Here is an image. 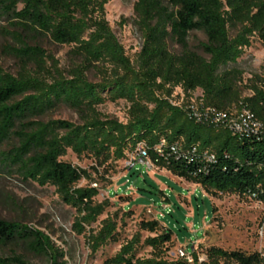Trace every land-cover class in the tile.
<instances>
[{
	"label": "trees",
	"instance_id": "16d2710c",
	"mask_svg": "<svg viewBox=\"0 0 264 264\" xmlns=\"http://www.w3.org/2000/svg\"><path fill=\"white\" fill-rule=\"evenodd\" d=\"M110 1L0 0V21L6 24L1 31L11 41L3 52L19 66L15 76L0 66V173L53 187L75 211L73 229L84 235L92 254L117 242L118 216L92 228L110 203L95 201L99 189L86 170L60 160L68 150L106 169L143 143L154 168L200 186L207 195H254L264 204V139L198 122L186 105L171 100L176 88L186 97L200 91L204 109L227 116L243 107L264 122V76L254 75L242 85L243 71L228 68L237 64L252 38L264 43V0H136L134 24L141 47L133 62L106 20ZM194 31L205 37L197 46L202 54L188 45ZM42 41L69 46L70 68L61 69ZM170 44L179 51H171ZM91 72L99 82L89 81ZM243 90L250 95L243 96ZM118 100L128 104L125 124L98 111ZM59 105L74 111L78 122L41 119ZM82 180L89 184L78 186ZM139 227L155 233L159 222L142 221ZM173 234L165 226L146 238L149 258L136 257L135 235L104 264H190L164 258ZM0 247H24L48 264H66L49 236L18 220L0 217ZM189 255L197 264V253L190 248ZM205 257L202 264H264L259 252L218 247L207 249ZM0 264L29 262L12 252L0 255Z\"/></svg>",
	"mask_w": 264,
	"mask_h": 264
},
{
	"label": "rangeland",
	"instance_id": "374dc122",
	"mask_svg": "<svg viewBox=\"0 0 264 264\" xmlns=\"http://www.w3.org/2000/svg\"><path fill=\"white\" fill-rule=\"evenodd\" d=\"M135 1L111 0L105 6V17L112 33L132 62L141 47V38L134 24ZM5 26V22L0 21V66L5 72L15 76L18 63L3 52V47L11 43L1 31ZM204 40L201 32L194 31L188 36V45L202 54L197 46ZM41 45L47 54L58 61L61 69L70 68L72 59L69 46H57L47 41H42ZM169 48L173 52L179 51L172 44ZM231 67L243 71L242 85L247 84L254 75L264 76V43L252 38L251 46L244 51L236 65L228 66ZM87 77L93 83L100 81L92 72ZM248 95L250 92L243 90V96ZM200 97V91L186 97L176 88L171 100L178 107L191 105L198 108ZM127 110L128 104L123 100L106 102L98 107V111L105 117L123 124L128 119ZM41 119L78 122L76 113L63 105L57 106ZM2 149H6L5 146ZM60 160L86 170L91 175L96 183L92 186L99 189L95 201L100 203L107 200L110 203L92 228L98 229L103 219L117 214V242L92 254L84 235H78L73 229L75 211L59 200L53 187L23 183L15 176L3 173H0V217L21 221L49 236L54 245L64 253L63 260L66 264H104L106 259L114 256L135 235L139 236L136 257L149 258L152 250L144 245V240L156 236L165 226L174 232L171 241L165 245L164 258L170 261L178 258L179 249L189 254L190 248L198 255L197 264L205 262V252L210 247L264 254V204L252 198L219 193L207 195L198 185L186 182L167 171L156 172L155 168L141 164H136L127 171L123 163L125 159L112 162L104 169L97 167L91 158H77L68 150ZM88 184L89 182L82 180L78 186ZM128 213L130 215L127 216ZM120 218H123L122 222ZM155 220L159 222L155 233L140 229V222ZM12 252L23 255L29 264H48L46 258L29 254L24 247H0V255ZM189 263L193 264L192 260Z\"/></svg>",
	"mask_w": 264,
	"mask_h": 264
},
{
	"label": "built area",
	"instance_id": "2783aa9c",
	"mask_svg": "<svg viewBox=\"0 0 264 264\" xmlns=\"http://www.w3.org/2000/svg\"><path fill=\"white\" fill-rule=\"evenodd\" d=\"M261 89L262 92H264V85L261 86ZM198 101V108L186 105L187 110L198 122L211 125L222 124L234 135L247 134L264 139V122L257 120L253 113H251L248 109L242 107L240 110H234L230 113V115L226 116L224 114L217 113L211 108L204 109L202 106V95ZM200 107L202 109H199ZM171 150L175 151L173 147ZM158 152H160V147L158 148ZM208 157L209 159L213 158V156ZM123 163L127 171L132 169L136 164H141L148 168L153 167L147 157L145 145L143 143L137 144L134 150L127 153L126 159ZM250 198H254V195ZM177 254L178 258L185 259L187 262L191 261L190 255L185 250L179 249Z\"/></svg>",
	"mask_w": 264,
	"mask_h": 264
},
{
	"label": "crops",
	"instance_id": "0c3cea01",
	"mask_svg": "<svg viewBox=\"0 0 264 264\" xmlns=\"http://www.w3.org/2000/svg\"><path fill=\"white\" fill-rule=\"evenodd\" d=\"M156 170H157L158 172L166 171V170H164V169L159 170V169H156V168H155V171H156ZM157 171H156V172H157ZM167 172H168V171H167Z\"/></svg>",
	"mask_w": 264,
	"mask_h": 264
},
{
	"label": "water",
	"instance_id": "95a60500",
	"mask_svg": "<svg viewBox=\"0 0 264 264\" xmlns=\"http://www.w3.org/2000/svg\"><path fill=\"white\" fill-rule=\"evenodd\" d=\"M193 250V248H191V251Z\"/></svg>",
	"mask_w": 264,
	"mask_h": 264
}]
</instances>
